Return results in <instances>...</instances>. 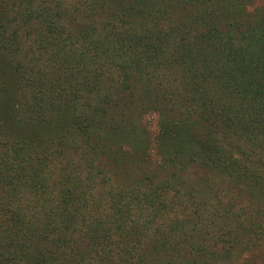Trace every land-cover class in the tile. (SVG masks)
<instances>
[{"label":"trees","instance_id":"1","mask_svg":"<svg viewBox=\"0 0 264 264\" xmlns=\"http://www.w3.org/2000/svg\"><path fill=\"white\" fill-rule=\"evenodd\" d=\"M245 1L0 0V264H212L264 241V6ZM149 112L162 162L119 183L111 162H148L127 135L150 144Z\"/></svg>","mask_w":264,"mask_h":264},{"label":"rangeland","instance_id":"2","mask_svg":"<svg viewBox=\"0 0 264 264\" xmlns=\"http://www.w3.org/2000/svg\"><path fill=\"white\" fill-rule=\"evenodd\" d=\"M250 3H247V11L248 12H253L255 9H258L262 6H264V0H249ZM248 1V2H249ZM244 3L246 4V1L244 0ZM25 41V40H24ZM172 79V78H171ZM169 83V81H168ZM166 85V89H168V91H170L173 95L172 91H179L178 90V86L174 83H172V85ZM140 90H142L141 88L143 87L141 84H138L137 86ZM162 100V105H166L169 104L170 102L168 100ZM109 109V108H108ZM115 111V110H114ZM143 119V118H142ZM144 125L147 127V129L150 132V139L151 142L150 144L146 143V145H144L145 143H141L139 140L135 141V138H133V136H137L136 134H129L127 135V138L129 143L131 145H133L134 148L137 149L138 152L141 151V149L144 148V151H146V153L148 154L147 156V163L143 164V170L140 171L139 170V165L135 164V163H128V164H117V163H113L111 162L109 165L111 168V171L114 172V177L120 181L119 183H122L123 179H125V183L131 184L133 187L136 186V182L138 179H140V176L144 174V172L149 171V173L151 171H153L160 162H162V152L160 149V146H157L155 144V142H153V140H155L156 136H158V118L157 115L154 112H149L147 115L144 116L143 119ZM136 144V146H135ZM142 145V147H141ZM125 151H129L132 152L130 147H125ZM141 153V152H140ZM113 155V153H112ZM105 159H108V157H106ZM142 165V164H141ZM184 187L182 188L183 191ZM180 204V203H179ZM173 207L178 208L179 211H183L182 215L180 217L175 218V215H169L168 217H165V219L161 218L158 219L155 223L150 225V232H148V235L150 236V238H148V242L146 244H144V247L146 248V251L148 254H151V252H153L154 249V239L159 238L155 233H157L158 229L160 226H162L161 224H164L166 228H169L171 225L174 224L175 220H180L182 221L184 219V203L183 205H172ZM205 233H216L213 231H210V229L207 227ZM183 235H181L180 238H173L170 245L171 246H176L175 243H178V246L175 247V249H179L181 250L184 249V237L182 238ZM250 239L248 238H244L241 241V247L242 250L243 249H247V251L242 254V253H236V254H241L240 256H237L236 259L233 260L234 257H232L231 259H229L228 261H223L220 258H223V256L221 254H218V258L216 259L214 258L211 262L208 263H212V264H264V241L259 240V244L256 246L251 245L250 244ZM182 243V245L180 244ZM196 242H191L190 245H196ZM181 245V246H179ZM205 245L206 247L213 251L214 253H216L217 251H220V245L218 242H213L211 239H206L205 241ZM222 252V251H221ZM235 254V255H236ZM213 255V254H212ZM234 255V256H235ZM151 257V255H149ZM170 261H169V260ZM166 260L167 263H173V261H178L177 257H170ZM233 260V261H232ZM25 264H34V263H25ZM182 264V263H181ZM184 264V263H183Z\"/></svg>","mask_w":264,"mask_h":264}]
</instances>
